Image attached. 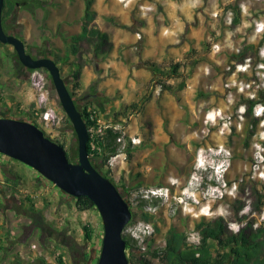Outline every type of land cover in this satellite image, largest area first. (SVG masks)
I'll return each mask as SVG.
<instances>
[{"label": "rangeland", "instance_id": "1", "mask_svg": "<svg viewBox=\"0 0 264 264\" xmlns=\"http://www.w3.org/2000/svg\"><path fill=\"white\" fill-rule=\"evenodd\" d=\"M45 1L46 9H37L34 15L25 10L16 11L7 29L25 43L27 52L35 58L54 59L67 49L70 37L82 31L84 3ZM232 4L242 10V22L238 25H233L232 11H224L223 15H207L203 22L187 21L186 29L170 28L171 20L159 19L162 8L157 0H95L94 4L98 14L94 25L110 33L115 47L100 62L98 73L84 67L82 94L92 83L99 82L94 106L107 123L115 112L151 96L141 112L118 118L122 123L117 127L134 144L144 141L145 147L129 163L125 154L114 158L111 177L123 194L130 189L131 201L149 188L168 189L169 196L160 200L156 208L152 207V213L157 216L163 235L175 227L188 232L190 243L199 241L194 226L202 217L222 216L237 231L231 203L239 193L232 189L249 180L264 185V28L257 31L259 24L264 26V0H234ZM221 6L224 7L223 3ZM110 16L139 30V34L103 19ZM244 44H254L258 49L244 63L248 65L246 70H240L238 64L232 71L235 63L229 62L230 57ZM13 52L12 46L0 43V85L3 86L0 116L18 119L16 116L21 111L53 110L58 120L55 125L47 126L34 115L28 119L35 121L52 139L65 143L66 152L75 155L77 137L72 125L65 123L67 115L58 105V97L52 95L49 74L45 70L25 68L17 56H12ZM198 57L204 60L193 71L185 66L180 80L155 77L144 65L149 61L164 67L177 62L188 65ZM62 69L63 78L71 88V70L68 65H62ZM34 77L42 80V90L35 86ZM160 78L166 86L157 83ZM43 96L45 101L41 102ZM82 97H77L79 106L84 102ZM249 98L261 101L255 106L254 115L262 120L252 137H247L250 143L247 147L244 143L248 119L242 101ZM11 171L26 177V183L16 186V190L7 187L6 180L13 179ZM47 181L32 168L0 154V241H3L0 264H43V259L48 264H57L58 251L68 264H77L79 261L64 247L66 236H75L79 244L85 245L90 253L88 264H97L104 233L98 210L80 212L74 199L66 198ZM140 182L142 186L135 189ZM27 195L44 210L53 226L54 230L48 234L26 226L29 221L22 215L25 209L22 201H26ZM249 196L250 190L246 189V195L241 197L246 207L240 216L249 213L252 203ZM253 217L258 215L255 213ZM256 219L260 224V217ZM139 221L142 220L135 219L132 223ZM84 226L94 232L88 243ZM153 237L156 240L153 248L164 246L162 237ZM34 244L37 250H33Z\"/></svg>", "mask_w": 264, "mask_h": 264}, {"label": "trees", "instance_id": "2", "mask_svg": "<svg viewBox=\"0 0 264 264\" xmlns=\"http://www.w3.org/2000/svg\"><path fill=\"white\" fill-rule=\"evenodd\" d=\"M82 1L84 3V12L81 17L82 31L79 34L70 37L69 46L64 50L63 54L57 55L54 59L52 57L49 58L56 62L60 68L62 76V65H68L71 70L72 86L70 88L69 85H67V87L87 124L90 135L88 153L92 165L104 177L112 181L122 194L123 198L129 203L133 214L131 222L135 219H139L151 224L154 228V236L158 235L164 240V246L153 248L156 242L154 237H151L149 240L145 239L142 243L141 240L129 237L124 233L123 238L126 241V254L129 264H155V260L159 261L161 264H264V222L258 224V220L256 219L258 217H253L255 213L256 215L261 216L264 211V185H260L257 181L249 180L246 183H241V186L237 188L239 197L231 203V209L236 215L235 221L239 224V230L237 232L233 231L230 228L228 220L222 216L212 218L202 217L194 226V232H196L199 237V241L196 243L189 242L187 231L181 232L175 227H172L165 235H163L161 229L157 225L158 218L152 213V207L156 208L158 203H161L160 200L144 199L142 196H139L131 201L128 196L130 189H126V195L128 197L121 192L118 184L111 177V161L120 154H125L127 162H131L135 153L145 147V142L142 141L140 144H134L132 139L125 135L121 128L117 127L118 124L122 123L118 118L129 117L133 112H141L150 101L151 96H145L139 102L130 104L123 110L115 112L112 116L111 122L108 123L110 127L103 135L94 137L91 134L90 129L96 124V119H94V121L92 120V117H102L101 112L94 106L98 101L96 94L99 90V82L95 81L92 83L86 89V92H83L82 94L84 67H90L94 72L98 73L100 70V62L112 53L115 45L108 31H102L94 25L98 18V14L94 10L95 0ZM37 9L45 10L46 1L4 0L3 26L6 33L11 34L7 29V23L12 20L16 11L25 10L34 15ZM228 11H232L234 16V26L242 22L241 10L236 4L229 5L227 7V12ZM103 19L109 21L118 28L128 29L134 33L138 32L128 25L117 22L112 16L104 17ZM257 49L258 46L254 44H244L237 54L230 57L229 62L235 63V65H232V71L233 69H236L238 64H244L248 59L251 60L253 58L252 54ZM12 56H17V54L13 52ZM203 60L204 57H198L190 60L188 65H186V63L177 62L171 63L167 67L151 61L145 62L144 65L152 71L155 77H165L167 78L166 80H180L184 77L185 66L189 67V71H193L199 62ZM232 71L228 72V74L230 75ZM45 72L47 73V71ZM48 78L53 87L49 75ZM157 83L166 86L164 80L161 78L158 79ZM182 86V84L179 85V88L182 89ZM1 90H3V86L0 85V94ZM51 92L54 97L57 96L54 87ZM79 96H83L81 100L86 98L80 106L77 100V97ZM87 97L90 98L87 99ZM260 102L261 101L254 98L242 101V104L246 107L245 116L248 119L246 125V138L252 137L262 120V118L254 115V108ZM2 104H4L3 101ZM58 105L61 107L59 100ZM35 113L36 112L32 111H21L16 117L20 120L34 123L44 132L47 138L65 148V143H60L59 141L52 139L35 121L33 122L28 119L29 116H36ZM0 117L9 118L8 116ZM65 123L71 126L70 120L67 116ZM74 135L76 136L75 132ZM248 138L244 143L247 147L250 145ZM262 144L264 145V141H262ZM67 155L70 162L76 163L78 161V149L75 155H70L68 152ZM8 159L15 161L11 158ZM11 174L13 179L6 180L9 190H16V186L26 183V177L23 175L14 173L13 171H11ZM139 176L140 174H138L136 178ZM140 186H142L141 182L135 185V189H138ZM246 189L250 190L249 199L252 203L249 206L250 208L248 207L249 213H243L240 216L241 212L246 207V202L241 198L243 195H246ZM62 193L65 194L64 192ZM65 197L68 199H74L76 207L80 212L96 210L95 205L88 197H80L76 199L67 194H65ZM25 198L26 201H22V204L25 206L22 215L29 221V225L26 224V226H30L34 231H38L44 235L48 234L50 230H54L51 223L47 220L44 210L38 208L35 201L30 196L27 195ZM83 229L85 232V241L88 243L93 239L94 232L87 226H84ZM6 235L9 236V232L6 233ZM144 244L146 245V248L143 251L142 247ZM2 245L3 241H0V247ZM64 247H66L67 252L76 259V261H79V263L76 262L77 264L89 263L90 253H87L85 245L79 244L75 236H66ZM137 253H140L139 257L137 256ZM56 263L62 264V259L56 257ZM43 264H48V262L43 259Z\"/></svg>", "mask_w": 264, "mask_h": 264}, {"label": "water", "instance_id": "3", "mask_svg": "<svg viewBox=\"0 0 264 264\" xmlns=\"http://www.w3.org/2000/svg\"><path fill=\"white\" fill-rule=\"evenodd\" d=\"M4 0H0V43L14 48L20 63L30 70L49 74L62 109L70 120L78 141V161L70 162L60 144L50 140L34 123L0 117V154L39 173L65 194L88 197L103 224V239L97 264H129L124 230L133 218L129 203L117 187L91 163L87 124L67 87L60 68L51 58L35 59L25 43L7 34L3 26Z\"/></svg>", "mask_w": 264, "mask_h": 264}, {"label": "built area", "instance_id": "4", "mask_svg": "<svg viewBox=\"0 0 264 264\" xmlns=\"http://www.w3.org/2000/svg\"><path fill=\"white\" fill-rule=\"evenodd\" d=\"M217 16V15H215ZM264 26L263 24H259V26H257V31L261 32L263 30ZM216 48H218V46H216ZM247 64H240L238 65V68L247 69ZM34 84L35 86L38 87L39 90L43 89V83L42 80L37 77H34ZM45 101L44 96L41 98V102ZM35 115L42 121L44 122L47 126L49 125H55L58 123L57 117L55 116V113L53 110L47 109L46 111L43 110H38L36 111ZM96 119V124L94 126L91 127L90 131L91 134L95 137V136H99V135H103L105 133V131L110 127V125H108V123L102 118H94L92 117V120ZM95 121V120H94ZM237 190V187H234V189H232V191ZM144 198L146 199H156V200H161L163 201L165 198H167L169 196V191L168 189H164V188H149L145 190V193L143 192L142 195ZM260 217V223L264 222V211L261 214V216H258V219ZM239 227V224H238ZM239 230V228L237 229V231ZM235 231V232H237ZM124 233L126 235H128L129 237H132L134 239H138L141 240V242L143 243L146 240H149L151 237L154 236V228L151 224L143 222V221H139L137 223H130L127 225V227L124 230ZM33 250H37L38 246L36 244L32 245ZM146 248V245L144 244L142 247V250L144 251ZM56 257L57 258H61L62 259V264H68L67 258L60 252L58 251L56 253Z\"/></svg>", "mask_w": 264, "mask_h": 264}, {"label": "crops", "instance_id": "5", "mask_svg": "<svg viewBox=\"0 0 264 264\" xmlns=\"http://www.w3.org/2000/svg\"><path fill=\"white\" fill-rule=\"evenodd\" d=\"M234 0H157L158 5L162 8L158 18L165 21L171 20V27H184L186 22H203L207 15L211 16L218 13L227 12V7ZM223 3V6L222 5ZM240 8V6H238ZM241 10V8H240ZM242 17V10H241ZM137 35L139 34V30ZM174 40V39H173ZM163 41V40H162Z\"/></svg>", "mask_w": 264, "mask_h": 264}, {"label": "clouds", "instance_id": "6", "mask_svg": "<svg viewBox=\"0 0 264 264\" xmlns=\"http://www.w3.org/2000/svg\"><path fill=\"white\" fill-rule=\"evenodd\" d=\"M216 156H217V155H214V157H216ZM211 169L214 170V167H211ZM198 170L206 171L207 169H206V168H204V169H200V168H198ZM214 172L216 173V170H214ZM217 183H218V181H217Z\"/></svg>", "mask_w": 264, "mask_h": 264}, {"label": "flooded vegetation", "instance_id": "7", "mask_svg": "<svg viewBox=\"0 0 264 264\" xmlns=\"http://www.w3.org/2000/svg\"><path fill=\"white\" fill-rule=\"evenodd\" d=\"M5 30V29H4ZM31 55V54H30ZM33 58H35L34 56H32ZM35 59H38V58H35ZM83 101H85L86 100V98H83L82 99ZM19 264V263H18ZM40 264V263H39Z\"/></svg>", "mask_w": 264, "mask_h": 264}]
</instances>
